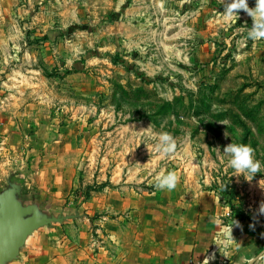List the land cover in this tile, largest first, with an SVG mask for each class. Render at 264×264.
Returning a JSON list of instances; mask_svg holds the SVG:
<instances>
[{
	"label": "rangeland",
	"instance_id": "374dc122",
	"mask_svg": "<svg viewBox=\"0 0 264 264\" xmlns=\"http://www.w3.org/2000/svg\"><path fill=\"white\" fill-rule=\"evenodd\" d=\"M228 2L0 0V191L12 178L24 203L80 214L37 231L52 236L40 251L84 256L103 245L104 223L130 215L133 229L153 218L159 235L206 248V263L216 252L211 264H264V39H249L244 11L235 24L223 16ZM163 132L174 154L156 151ZM230 143L255 150L251 181L230 166ZM169 171L177 187L156 190ZM33 237L13 264L27 263Z\"/></svg>",
	"mask_w": 264,
	"mask_h": 264
},
{
	"label": "crops",
	"instance_id": "0c3cea01",
	"mask_svg": "<svg viewBox=\"0 0 264 264\" xmlns=\"http://www.w3.org/2000/svg\"><path fill=\"white\" fill-rule=\"evenodd\" d=\"M126 200L128 201L126 205H131L132 200L130 198ZM136 200L138 199H135V202H137ZM139 201L138 205H140ZM128 217L130 215L122 216V219L117 222L118 226L113 223L114 221L104 223L106 228L102 230L103 245L95 250L92 249V252L89 251L84 256L79 255L81 251L80 249L77 250V247L65 248L58 253L56 252L57 249L54 251L55 245L53 243L48 249L40 251L43 244L51 243L52 236L48 233H42L45 231L35 232L33 241L31 240L29 246L23 251V259L28 258L27 263H23L39 264L34 261L39 256L44 259L40 264H209L205 261L206 248L202 252H196V250L192 252L191 249L189 251L181 247V245L186 244L185 237L176 238L173 233L168 232L159 235L160 225L153 218L147 222L150 229H133L137 223L129 221ZM172 224L170 221V223H164L163 226L168 228ZM181 226L185 229L188 228L187 219L181 223ZM191 226L194 227L196 224ZM213 232L215 230L211 231L209 235H212ZM204 235L206 234L204 233ZM193 240L195 239L193 238ZM189 244L190 241H187V245ZM233 264L237 263L234 262Z\"/></svg>",
	"mask_w": 264,
	"mask_h": 264
},
{
	"label": "clouds",
	"instance_id": "9594fccd",
	"mask_svg": "<svg viewBox=\"0 0 264 264\" xmlns=\"http://www.w3.org/2000/svg\"><path fill=\"white\" fill-rule=\"evenodd\" d=\"M244 11L252 19V26L248 31L249 39L256 41L264 39V0H256L255 7H249L248 0H230L225 3L223 16L232 24L239 19V12ZM177 149L176 140L168 132L160 133L156 151L163 155L174 154ZM224 152L230 155V166L239 175H243L246 180L251 181L253 177L260 173L261 163L255 159V150L250 145L230 143L224 147ZM180 182V177L174 172L169 171L167 174H160L155 178L153 187L158 191H173ZM260 183V182H259ZM260 212L264 213V203L260 206ZM241 227L238 220L232 221L223 233H221L216 246L223 256L221 249H227L236 241L233 236V227ZM216 252H212L206 258L209 261L215 260Z\"/></svg>",
	"mask_w": 264,
	"mask_h": 264
},
{
	"label": "water",
	"instance_id": "95a60500",
	"mask_svg": "<svg viewBox=\"0 0 264 264\" xmlns=\"http://www.w3.org/2000/svg\"><path fill=\"white\" fill-rule=\"evenodd\" d=\"M21 194V184L12 178L0 191V264L20 260L22 248L41 228L80 216L78 211L54 214L42 209L37 202L26 204L20 198Z\"/></svg>",
	"mask_w": 264,
	"mask_h": 264
},
{
	"label": "trees",
	"instance_id": "16d2710c",
	"mask_svg": "<svg viewBox=\"0 0 264 264\" xmlns=\"http://www.w3.org/2000/svg\"><path fill=\"white\" fill-rule=\"evenodd\" d=\"M104 186H106V185L104 184L102 187H104ZM89 189H94V187H87V190H89ZM87 190H86V194H88Z\"/></svg>",
	"mask_w": 264,
	"mask_h": 264
}]
</instances>
